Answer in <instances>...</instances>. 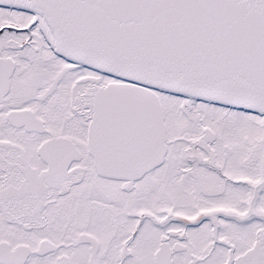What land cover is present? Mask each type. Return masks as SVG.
Segmentation results:
<instances>
[{
    "label": "snow or ice",
    "instance_id": "1",
    "mask_svg": "<svg viewBox=\"0 0 264 264\" xmlns=\"http://www.w3.org/2000/svg\"><path fill=\"white\" fill-rule=\"evenodd\" d=\"M0 264H264V0H0Z\"/></svg>",
    "mask_w": 264,
    "mask_h": 264
}]
</instances>
